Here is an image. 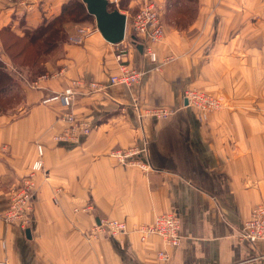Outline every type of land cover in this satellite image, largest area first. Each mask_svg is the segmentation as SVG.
I'll return each mask as SVG.
<instances>
[{
  "label": "crops",
  "instance_id": "crops-1",
  "mask_svg": "<svg viewBox=\"0 0 264 264\" xmlns=\"http://www.w3.org/2000/svg\"><path fill=\"white\" fill-rule=\"evenodd\" d=\"M65 1L0 0V30L9 26L22 35L58 15ZM145 1L158 6L164 24L158 62L171 58L156 67L137 38L127 62L144 74L129 88L90 92L85 84L107 81L128 40L109 43L93 24L76 44L68 36L89 23H66L67 37L48 55L47 77H37L34 87L0 40V59L17 83L0 111V208L30 171L37 144L44 152L29 233L0 220L4 264H264V242L237 237L250 209L264 204V0H180L179 12L168 0L112 5L132 17ZM70 85L69 108L42 102ZM187 87L222 94L225 104L199 120L182 101ZM135 97L140 111L165 106L171 114L140 118ZM70 110L91 131L78 141H58ZM137 146L146 148L139 155L145 166L111 155ZM170 210L180 218L178 245L169 248L156 235L141 240L137 226ZM104 218L124 220L127 232L112 237L100 230L96 224ZM159 250L167 251L166 260Z\"/></svg>",
  "mask_w": 264,
  "mask_h": 264
},
{
  "label": "built area",
  "instance_id": "built-area-1",
  "mask_svg": "<svg viewBox=\"0 0 264 264\" xmlns=\"http://www.w3.org/2000/svg\"><path fill=\"white\" fill-rule=\"evenodd\" d=\"M25 4L26 0H18ZM110 4L117 5L118 0H108ZM92 31L90 25H80L75 32L68 36V41L72 43H82L85 37ZM164 35V24L161 18V11L158 6L151 1L143 2L132 17L126 16L125 37L131 36L132 40H127L115 54L117 67L110 72L106 82L88 81L85 83L90 92L100 91L112 85H121L124 87H132L138 84L144 74L143 69L130 65L127 62L128 50L134 47L135 40L140 39L139 44L142 45L143 55L151 62L156 63V67L164 63L171 57H165L163 61L158 62V55L155 45L161 42ZM123 39V40H124ZM131 39V38H130ZM122 40V41H123ZM138 41V40H137ZM136 41V42H137ZM121 43V42H120ZM41 78L47 75L40 76ZM84 84V82H82ZM29 85L37 86V81L29 82ZM74 86H67L61 93H54L42 100L49 103L57 101L65 109L71 105L74 96ZM182 101H186L184 106L193 110L199 120L206 119L208 115L220 110L225 99L222 94H214L207 90L197 87H187L183 90ZM133 105L138 107V99L133 98ZM171 114V110L165 106H156L143 110H139L138 116H152L156 119L167 118ZM64 119L69 122V126L61 133L55 136L58 141H78L83 135H88L91 131V123L87 119H77L76 115L70 110L65 111ZM146 148L131 147L127 150L114 149L111 155L122 163H139L141 166L148 164L147 160H143L139 155ZM43 146L37 144L36 157L33 160L30 171L25 175L20 185H18L10 194L7 206L0 210V220L6 224L16 223L21 230H25L31 220L33 209V200L35 196L34 177L43 167ZM53 200H55L53 198ZM86 209V207H84ZM96 227L105 231L112 237H116L127 232V224L124 220L114 218L101 219ZM140 239L145 240L150 236L156 235L160 237L163 244L169 248L175 247L180 241V218L175 211H166L158 213L152 223H142L136 228ZM237 237L241 240L255 243L257 241L264 242V204L254 205L249 212L248 217L243 221L237 232ZM157 256L161 260L168 258L166 250H159ZM0 264H4L0 261Z\"/></svg>",
  "mask_w": 264,
  "mask_h": 264
},
{
  "label": "trees",
  "instance_id": "trees-1",
  "mask_svg": "<svg viewBox=\"0 0 264 264\" xmlns=\"http://www.w3.org/2000/svg\"><path fill=\"white\" fill-rule=\"evenodd\" d=\"M167 2L168 6L176 7V12L181 11L180 0H168ZM109 7L115 8L110 3ZM176 12L174 21L176 25H182L183 22L176 17ZM90 17L93 16L88 14L82 0H66L58 15L50 19L44 18L34 28L23 29L22 35L16 34L9 26L2 27L0 30L2 50L10 58L13 67L24 71L25 79L33 81L39 75L47 72L44 63L47 61L48 55L58 47L60 42L66 39V23L86 22ZM10 85H17L16 75L0 59V111H4L6 104H10L11 98L5 97V92L11 87ZM2 101L5 103H1ZM6 206L3 205L0 210Z\"/></svg>",
  "mask_w": 264,
  "mask_h": 264
},
{
  "label": "water",
  "instance_id": "water-1",
  "mask_svg": "<svg viewBox=\"0 0 264 264\" xmlns=\"http://www.w3.org/2000/svg\"><path fill=\"white\" fill-rule=\"evenodd\" d=\"M88 14L92 15L101 36L112 44L122 42L125 37L126 15L118 8H110L108 0H82ZM138 48H142L139 44ZM186 104V101H184ZM29 233V229L25 230Z\"/></svg>",
  "mask_w": 264,
  "mask_h": 264
},
{
  "label": "rangeland",
  "instance_id": "rangeland-1",
  "mask_svg": "<svg viewBox=\"0 0 264 264\" xmlns=\"http://www.w3.org/2000/svg\"><path fill=\"white\" fill-rule=\"evenodd\" d=\"M85 23H87V24L89 23V25H91V24L95 25L94 18H93V17H90L89 21H86ZM130 38H131V37H126V40H127V39H128V40H131ZM121 46H122V45H121ZM121 46H120V47H121ZM44 74H46V73H44ZM44 74H41V75H39L38 77H40V76H42V75H44ZM4 101H5V100H4ZM4 101H2L1 103L4 104V103H5Z\"/></svg>",
  "mask_w": 264,
  "mask_h": 264
}]
</instances>
